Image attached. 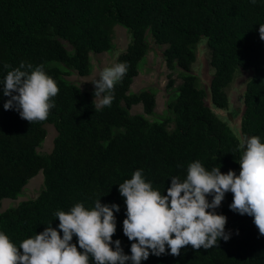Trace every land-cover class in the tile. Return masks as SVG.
<instances>
[{
    "label": "trees",
    "instance_id": "16d2710c",
    "mask_svg": "<svg viewBox=\"0 0 264 264\" xmlns=\"http://www.w3.org/2000/svg\"><path fill=\"white\" fill-rule=\"evenodd\" d=\"M261 24L264 0H0V81L23 62L33 69L42 65L59 88L48 118L29 124L17 110L4 109L9 97L0 85V208L4 198L21 196L25 184L39 171L44 184L35 198L0 210V232L17 247L47 226L62 236L54 214L69 211L77 203L91 209L99 198L102 204L119 205V212L113 210L112 240L118 239L123 252L130 255L133 241L123 233L126 205L118 187L136 170L162 195L167 194L172 176L186 177L193 161L206 170L219 167L221 173L231 169L238 175L243 154L239 144L252 136L264 143ZM116 25L123 26L130 37L116 58V63H127L128 71L114 87L111 106L97 110L90 93L66 76L91 72V54L113 48ZM147 36L165 45L166 66L181 79L175 86L169 76L162 119L155 116V91H131L150 50ZM202 38L213 67L208 89L199 86L198 75L192 71ZM240 69L251 73L244 84L237 136L206 99L226 109L225 87ZM136 104L142 105V113H131ZM46 124L54 126L56 135L51 151L40 154L37 148L45 139ZM206 198L211 201L212 196ZM232 198L231 192L225 193L214 210L226 217L228 241L220 239L210 249L194 250L188 245L178 256H172L166 246L164 254L150 253L140 264H264V235L251 216L230 210ZM71 243L82 251L75 235Z\"/></svg>",
    "mask_w": 264,
    "mask_h": 264
},
{
    "label": "clouds",
    "instance_id": "9594fccd",
    "mask_svg": "<svg viewBox=\"0 0 264 264\" xmlns=\"http://www.w3.org/2000/svg\"><path fill=\"white\" fill-rule=\"evenodd\" d=\"M259 37L264 41V24L259 27ZM127 71L126 62L116 63L105 67L99 78L91 80L94 97L100 98L95 104L97 110L111 106L114 87ZM0 85L3 95L9 97L3 104L4 109L17 110L29 124L48 118L49 110L54 107L52 98L59 92L56 82L42 65L33 69L31 64L23 62L7 72ZM239 148L243 149V154L238 162V175L231 169L221 173L219 167L206 170L199 161H193L183 180L171 177L166 195L154 190L141 170L119 184L118 191L126 205L123 233L133 241L130 255L123 252L118 239L112 240L116 231L113 210L119 212V205L102 204L98 198L91 209L77 203L69 211L54 214L62 236L56 228L47 226L17 247L0 232V264H90V258L92 264H127L129 261L140 264L150 253L164 254L166 246L172 256L180 255V250L188 245L194 250L217 247L218 240L230 238V233L225 231L226 217L214 211L227 192L233 197L230 210L251 216L259 234L264 235V143L252 136L245 138ZM209 195L211 201L206 198ZM73 235L82 251L71 243ZM111 244H115V248Z\"/></svg>",
    "mask_w": 264,
    "mask_h": 264
},
{
    "label": "rangeland",
    "instance_id": "374dc122",
    "mask_svg": "<svg viewBox=\"0 0 264 264\" xmlns=\"http://www.w3.org/2000/svg\"><path fill=\"white\" fill-rule=\"evenodd\" d=\"M150 43V50L140 64L139 72L134 77L131 84V91L137 92L142 88H150L155 91V116L162 119L166 115V103L170 90L166 88L170 74L174 79V85H179L181 79L177 76V71L167 68L163 58V50L165 45L154 43L150 36H147ZM130 41L129 34L121 25L114 26L112 32L113 48L109 51L91 54V72L88 75H80L73 72L66 78L82 90L90 93V97L96 104L100 98L94 97V85L91 80L99 78V73L105 67L113 66L119 53L124 51ZM196 60L192 64V71L198 75L199 86L208 89L213 74V67L209 65V49L206 45V39L202 38L196 48ZM251 71L239 70L236 72L232 82L226 87L225 91L229 98V105L226 109L218 108L210 104L209 97L206 99L208 105L213 111L232 128L233 132L240 136V121L243 110V91L244 84L248 80ZM173 97V94H171ZM171 99V98H170ZM131 113H142L141 104L133 105L130 109ZM152 118V117H151ZM46 136L41 145L37 148L40 154L49 153L53 147V139L56 130L52 124H46ZM43 175L39 171L34 177L29 179L22 189V194L17 199L4 198L1 203L0 210L3 211L8 207L18 205L21 201L35 198L43 188Z\"/></svg>",
    "mask_w": 264,
    "mask_h": 264
}]
</instances>
